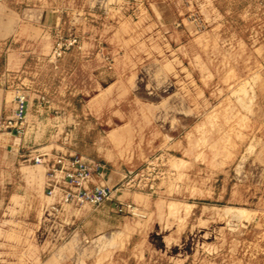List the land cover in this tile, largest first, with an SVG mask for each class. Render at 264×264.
I'll use <instances>...</instances> for the list:
<instances>
[{
	"label": "rangeland",
	"instance_id": "374dc122",
	"mask_svg": "<svg viewBox=\"0 0 264 264\" xmlns=\"http://www.w3.org/2000/svg\"><path fill=\"white\" fill-rule=\"evenodd\" d=\"M30 24L0 89L45 149L0 150V264H264V0H0ZM70 158L103 205L50 194Z\"/></svg>",
	"mask_w": 264,
	"mask_h": 264
},
{
	"label": "built area",
	"instance_id": "2783aa9c",
	"mask_svg": "<svg viewBox=\"0 0 264 264\" xmlns=\"http://www.w3.org/2000/svg\"><path fill=\"white\" fill-rule=\"evenodd\" d=\"M59 55L58 52H54ZM14 108L10 116L0 120V130H4L14 137L23 134L24 122L28 110L26 96L22 92H17L14 96ZM36 164H43L40 157L33 159ZM60 178L50 179L52 184L50 194L58 191L62 201L67 203L88 204L98 207L109 199V189L100 183L95 182V176L89 165L81 162L77 158H70L60 162ZM55 177V174H54Z\"/></svg>",
	"mask_w": 264,
	"mask_h": 264
},
{
	"label": "crops",
	"instance_id": "0c3cea01",
	"mask_svg": "<svg viewBox=\"0 0 264 264\" xmlns=\"http://www.w3.org/2000/svg\"><path fill=\"white\" fill-rule=\"evenodd\" d=\"M34 24H30L28 27L21 25L19 27H15L13 32H8L7 35H3L4 33H2L0 31V37L1 38H5V37H9L14 35L16 42H19V45L23 44L26 45L28 47V49L23 50L22 47L19 48L18 50V56L17 59H9V57L6 58L5 60V70H16L18 69L22 63H23V54H44L45 52H49L50 51V47L48 49V47L42 48L40 47H36L34 48V45H32L31 43L35 40L38 39V36L34 33V31H32L31 29L34 27ZM25 28L24 30L27 29V31H23V28ZM30 28V29H29ZM34 29V28H33ZM30 44H27V43ZM28 52V53H27ZM11 95V94H10ZM9 95L2 91L0 89V120L5 119L6 117L10 116L13 108H14V95H11L10 97H8ZM16 141H19L18 137H14L13 135L9 134V133H0V150L2 151L3 147L8 146V143H12V152L13 154L16 153H20L22 148H27L26 150H31L30 156L33 158H37V157H41L42 155L40 154L41 150H44L45 148H40V149H34L33 145H19L18 143H16ZM8 142V143H6ZM33 149V150H32ZM45 154V153H43ZM73 156V155H70ZM79 159V158H78ZM81 162L87 164L90 163L87 160H84L82 158L79 159Z\"/></svg>",
	"mask_w": 264,
	"mask_h": 264
}]
</instances>
